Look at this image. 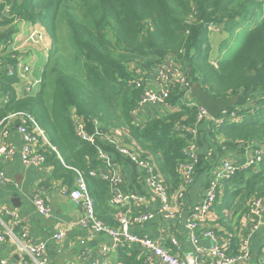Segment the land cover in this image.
Listing matches in <instances>:
<instances>
[{
    "label": "trees",
    "instance_id": "1",
    "mask_svg": "<svg viewBox=\"0 0 264 264\" xmlns=\"http://www.w3.org/2000/svg\"><path fill=\"white\" fill-rule=\"evenodd\" d=\"M1 1L0 98L6 100L0 104V142L7 124L13 130L19 124L8 123L10 116L34 118L57 151L47 153L45 165L71 188L76 171L87 176L99 219L115 210L109 207L110 185L89 177L91 170L106 165L101 152L119 154L118 149H124L148 161L173 195L184 183L182 167L194 162L187 149L203 145L188 130L196 128L198 108L182 104L178 90L171 109L137 112L141 90L134 81L165 58H175L191 82L215 98H238L228 113L238 111L241 122L208 124L205 144L213 165L218 167L234 152L244 158L253 146L264 147V0ZM20 22L40 24L52 41L41 89L34 95L19 96L14 88L18 78L8 75L18 61L8 47ZM213 26L226 34L218 58L213 53ZM74 116L95 135L93 142L78 136ZM97 131L116 144L96 136ZM204 152L197 158L200 172L211 167ZM220 189L218 212L228 209L241 218L249 214L252 200L264 199V157L259 165L224 179ZM122 261H128L124 253Z\"/></svg>",
    "mask_w": 264,
    "mask_h": 264
},
{
    "label": "crops",
    "instance_id": "2",
    "mask_svg": "<svg viewBox=\"0 0 264 264\" xmlns=\"http://www.w3.org/2000/svg\"><path fill=\"white\" fill-rule=\"evenodd\" d=\"M16 27L17 33L8 50L17 53L18 60L31 69L27 78L18 77V82L14 85L17 94L23 96L30 83L39 81L41 84L43 70L49 60L52 41L40 24L20 22ZM35 32L42 33L44 40L38 42L31 40L30 36ZM46 36L49 37L47 41ZM33 64L37 66L36 72ZM2 71L4 69L0 66V72ZM153 78L152 71H146V82L151 83ZM5 100L6 97H1L0 104ZM180 102L182 101L180 100ZM208 126V124H204L199 127L198 137H200V146L203 144L201 148L199 147V152L201 154L206 151L204 153L208 155L207 161L210 162L211 150H207L209 147L205 144L209 143ZM9 145L16 151V155L11 160L5 161L1 158L0 161L10 180L6 185H0V214H3L4 210L8 208L19 216L23 226L16 229V234L21 241L28 240L36 245L46 242L49 264H93L104 246H112L109 254L110 264H162L160 259L150 256L138 247L129 245L113 247L112 240L106 235L92 234L81 228L70 229L62 241L55 240L54 236L59 231L66 229L82 216V208L69 197L71 190L76 185L71 188L66 181L56 180L52 166L45 165L42 168L26 166L20 155L22 137L16 129H11ZM203 146L206 148L205 150L202 149ZM101 159L106 160L103 169L123 176L122 188L124 192L138 197L130 207L122 209H115L109 204L112 210L115 209L114 213L104 212L102 221L112 228H119L120 224L117 219L119 211L126 215L131 224H134L133 219L142 214L158 211L159 201L153 190L147 185L146 172L143 169L120 153H103ZM224 159L239 162L243 157L238 152H234L223 158L221 162ZM221 162L218 167L217 164L213 165L210 162L211 167H207L206 171H197L193 185L187 187L183 197L176 195L177 192L174 193L172 203L178 211L177 217L166 219L163 215L157 214L154 219L142 225H131L132 230L159 239L165 248L198 264H215L210 253L216 246L224 245L229 254L237 255L243 250V243L248 239L250 258L243 264H264V223L257 233L250 237L251 219L248 213L241 218V214L236 216L228 209L218 212L215 204L207 222L201 226L199 242L195 244L191 239L192 232L187 228L188 218L192 208L204 201L210 180L220 169ZM201 169H205V165ZM210 172L213 173L212 176H210ZM37 190L42 192L51 208V215L48 217L40 215L34 204ZM207 230L216 235L219 243L202 235ZM23 233H26L27 238H24ZM173 239L178 241V246L172 243ZM122 253L128 257L127 263L122 261ZM19 256L20 254L13 243L10 241L0 242V264L3 261L12 264L13 260L21 259Z\"/></svg>",
    "mask_w": 264,
    "mask_h": 264
},
{
    "label": "built area",
    "instance_id": "3",
    "mask_svg": "<svg viewBox=\"0 0 264 264\" xmlns=\"http://www.w3.org/2000/svg\"><path fill=\"white\" fill-rule=\"evenodd\" d=\"M2 1L0 0V3ZM8 13V11H7ZM212 27L211 30H215ZM31 40L43 41L44 36L40 32H35L30 36ZM30 67L22 61L18 60L16 64L12 65L8 69V75L12 77L27 78L30 73ZM153 81L151 83L146 82L145 74L143 77L134 81L137 89L141 90V98L138 106V111L150 109L153 107L171 109V98L176 92L179 91L181 95V103L188 107L198 108V117L196 128H189L195 136H198L199 127L203 124L214 123L216 126H221L225 122L230 121L233 123L239 122L243 116L238 111L226 112L219 119L213 120L205 109L200 107L198 102L192 97L193 83L191 82V76L185 71V69L177 62L175 58H165L158 63L153 69ZM40 84L39 81L30 83L24 93L25 95H31L34 93V87ZM135 114V113H134ZM75 120L76 131L79 137L93 142L95 135H91L86 131V124L83 119L78 116L73 117ZM19 120L17 132L22 137V148L20 151L22 162L26 166L42 168L47 162V153L56 149L51 144L46 132L39 126L31 116L22 114L12 115L7 119V122H13ZM8 124L4 127L3 137L0 142V161L11 160L16 151L9 145V138L11 129L8 128ZM96 136L104 137L111 143L116 144L115 141L109 137H105L103 133L97 131ZM118 152L125 158L132 160L141 169L146 172V183L153 190L155 197L159 201L158 211L155 213L149 212L142 214L141 216L133 219V223L138 226L146 223L155 218L157 214L163 215L166 219H172L178 216V211L172 203L173 195L168 192V188L164 184L163 178L155 173L152 165L148 161L140 160L133 153H129L124 149H118ZM188 155L191 159H194L192 163H185L182 167V174L184 176V183L176 193L183 197L186 193L187 187L193 185L198 163L197 158L199 155V145H191L187 149ZM262 149L250 151L246 154L243 160L232 161L224 159L221 162V167L214 174L210 180L207 191L205 192V199L201 204L195 205L192 208L190 217L188 218L187 228L191 230L192 241L197 244L200 240L199 231L201 226L205 224L209 218V214L217 201L218 195L222 193L220 189L221 182L224 179H229L236 175L238 172L248 169L252 165H258L262 161ZM103 157V152H101ZM105 157V156H104ZM77 172L76 186L70 192V199L82 208V216L74 223L70 224L59 231L54 239L62 241L67 232L72 228H81L91 232L92 234L106 235L112 240L113 247L129 245L138 247L140 250L148 253L150 256L160 259L162 264H198L184 259L175 254L171 250L162 246V242L159 239L152 238L149 235L140 234L132 230L131 222L127 219L126 215L119 211L117 215L119 228H112L108 226L104 221L99 219L96 210V202L91 195L87 176H84L80 171ZM107 169L99 168L91 170L89 177L94 179H102L106 181L112 190V196L109 200L111 207L115 209H122L130 207L131 203L138 199L137 196L127 194L124 192L122 186L124 184V178L118 173H110ZM9 178L1 166L0 162V185H6L9 183ZM34 204L38 210V213L42 216H50L51 208L49 207L46 198L42 195L40 190H37L34 197ZM249 217L251 219L250 237L257 233L261 225L264 223V199L262 197H255L250 204ZM23 226L19 216L12 210L6 208L3 214H0V242L10 241L17 248L21 259L13 260L12 264H49L47 257V244L41 242L39 244H32L30 241L23 242L16 234V229ZM203 236L212 238L215 242L219 243L218 238L212 231H205ZM24 238H27L26 233H23ZM248 240V239H247ZM243 243V250L237 255L229 254L227 247L216 246L211 251L215 264H243L250 258V251L248 250V241ZM175 246H178L176 239L172 240ZM229 244V243H228ZM112 250V246H104L98 258L93 264H110L109 254ZM19 256V257H20ZM9 262L3 261L2 264H8Z\"/></svg>",
    "mask_w": 264,
    "mask_h": 264
},
{
    "label": "water",
    "instance_id": "4",
    "mask_svg": "<svg viewBox=\"0 0 264 264\" xmlns=\"http://www.w3.org/2000/svg\"><path fill=\"white\" fill-rule=\"evenodd\" d=\"M192 97L198 102L200 107L207 111L208 115L213 120L219 119L223 114L238 105L237 97L217 99L207 92L199 83L193 85Z\"/></svg>",
    "mask_w": 264,
    "mask_h": 264
},
{
    "label": "rangeland",
    "instance_id": "5",
    "mask_svg": "<svg viewBox=\"0 0 264 264\" xmlns=\"http://www.w3.org/2000/svg\"><path fill=\"white\" fill-rule=\"evenodd\" d=\"M47 37V36H46ZM226 37V34L225 33H223L222 31H221V29H220V31L219 32H215V31H213V34H212V45H213V48H214V58H218V57H221V56H219L220 55V43H221V41L224 39ZM49 39V37H47V39H46V41ZM68 48H69V45H67V47H66V49H65V51H64V54H66V55H68V52H70V50H68ZM35 53V52H34ZM31 55H32V52L30 53ZM72 60V59H71ZM33 67H34V71L36 72L37 71V66L35 65L34 66V64H33ZM40 89H41V84H38V85H36L35 87H34V93H33V95L34 94H36V93H38L39 91H40ZM151 109V112L153 113V111L155 110V108H150ZM162 109V108H161ZM164 110V109H163ZM53 152H57V151H53ZM257 166V165H256ZM250 167H253V165L252 166H250Z\"/></svg>",
    "mask_w": 264,
    "mask_h": 264
},
{
    "label": "clouds",
    "instance_id": "6",
    "mask_svg": "<svg viewBox=\"0 0 264 264\" xmlns=\"http://www.w3.org/2000/svg\"><path fill=\"white\" fill-rule=\"evenodd\" d=\"M213 27H215L216 29L215 30H212V31H215V32H219L220 31V28L219 27H216V26H213ZM242 107V106H241ZM241 107H237V109L236 110H241ZM244 118L242 117V119L239 121V122H241L242 120H243ZM236 123H238V122H236ZM257 149H262L263 150V153H262V160H263V157H264V147L263 146H259V147H255V146H253L249 151H248V153L250 152V151H255V150H257ZM247 154V153H246ZM246 154H245V156H246ZM245 156H244V158H245ZM243 158V159H244ZM242 159V160H243ZM260 164V163H259ZM258 164V165H259ZM257 165V164H256ZM256 165H253V166H256Z\"/></svg>",
    "mask_w": 264,
    "mask_h": 264
}]
</instances>
